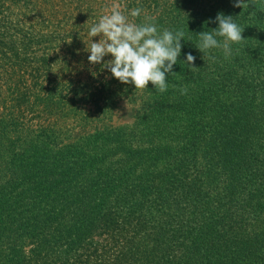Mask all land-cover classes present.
Here are the masks:
<instances>
[{
    "label": "trees",
    "instance_id": "1",
    "mask_svg": "<svg viewBox=\"0 0 264 264\" xmlns=\"http://www.w3.org/2000/svg\"><path fill=\"white\" fill-rule=\"evenodd\" d=\"M114 2L185 32L166 92L89 63ZM233 3L0 0V264H264V11ZM220 13L245 40L205 60Z\"/></svg>",
    "mask_w": 264,
    "mask_h": 264
},
{
    "label": "clouds",
    "instance_id": "2",
    "mask_svg": "<svg viewBox=\"0 0 264 264\" xmlns=\"http://www.w3.org/2000/svg\"><path fill=\"white\" fill-rule=\"evenodd\" d=\"M250 5L264 11V0H234L233 3L234 7L244 10ZM142 12L143 9L137 7L125 15L119 3H112L88 31L91 38L90 47L86 43V51L90 52L88 61L93 66L101 64L112 77L122 84L134 85L136 91L145 90L151 82L156 91L164 93L168 88L167 76L174 74L173 66L181 54L185 32L168 29L159 32L153 22L155 18L147 15L143 22L136 23ZM129 16L133 19L130 20ZM216 22L218 28L198 34L196 47L204 54L202 58L205 60L212 49H222L227 59L232 55V45L245 40L244 28L235 23L232 16L220 13ZM94 37H100L99 41H94ZM107 56L112 59L105 61ZM195 60L196 57L189 52L185 63L191 71L197 69ZM180 91L182 95L187 94L186 88Z\"/></svg>",
    "mask_w": 264,
    "mask_h": 264
},
{
    "label": "rangeland",
    "instance_id": "3",
    "mask_svg": "<svg viewBox=\"0 0 264 264\" xmlns=\"http://www.w3.org/2000/svg\"><path fill=\"white\" fill-rule=\"evenodd\" d=\"M134 113L135 109L122 101L114 111L111 124L115 126L128 124L132 121Z\"/></svg>",
    "mask_w": 264,
    "mask_h": 264
}]
</instances>
